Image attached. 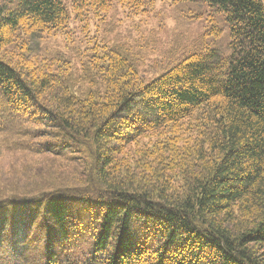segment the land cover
<instances>
[{
	"label": "trees",
	"instance_id": "16d2710c",
	"mask_svg": "<svg viewBox=\"0 0 264 264\" xmlns=\"http://www.w3.org/2000/svg\"><path fill=\"white\" fill-rule=\"evenodd\" d=\"M64 1H0V154L14 155L0 163V264H264V0H203L225 18L227 51L149 80L120 44L93 45L78 73L40 59Z\"/></svg>",
	"mask_w": 264,
	"mask_h": 264
},
{
	"label": "rangeland",
	"instance_id": "374dc122",
	"mask_svg": "<svg viewBox=\"0 0 264 264\" xmlns=\"http://www.w3.org/2000/svg\"><path fill=\"white\" fill-rule=\"evenodd\" d=\"M3 1L6 3L7 0ZM64 3L68 10V18L64 22L67 25L61 30L42 35L40 59H44L46 55L61 54L63 58L71 60L70 66L75 73L80 71L81 64L86 61L85 56L90 53L93 45L123 46L131 55L138 75L143 80L158 76L167 67L206 48H219L224 53L227 51L229 31L225 18L219 10L209 7L203 0H140L134 4L127 3V0H106L100 10H93L86 5L79 11L72 9L70 0H65ZM211 27L213 31H210ZM53 69H56L55 64ZM146 135L142 136L140 144H151L158 140ZM71 148L76 150L73 146ZM80 149V152L72 153L76 156L74 160L87 165L90 156L83 148ZM135 149V145L130 146L123 154L128 159ZM17 154V158L23 156L27 160L39 158L37 155L30 157ZM12 157V153L1 152L0 163L8 162ZM44 158L59 160L60 166L69 164L60 160V157L49 154L44 155ZM68 176L69 174L67 179H70ZM166 180L168 188L174 192L180 191L182 182L179 177L168 174ZM90 205L87 212L98 214L97 203ZM88 244L89 241L86 244L79 243L77 253L84 251Z\"/></svg>",
	"mask_w": 264,
	"mask_h": 264
}]
</instances>
